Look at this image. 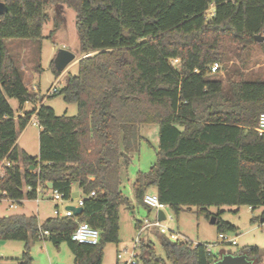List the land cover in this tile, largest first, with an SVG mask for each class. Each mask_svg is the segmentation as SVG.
Here are the masks:
<instances>
[{"label":"trees","instance_id":"1","mask_svg":"<svg viewBox=\"0 0 264 264\" xmlns=\"http://www.w3.org/2000/svg\"><path fill=\"white\" fill-rule=\"evenodd\" d=\"M0 199L21 204L35 199L38 187L70 198L73 183L83 201L77 216H0V241L24 242L20 264H29V245L47 239L65 242L73 264H102L106 244L119 241V207H130L122 178L141 141L140 126L156 125V160L132 183L136 204L152 191L175 215L194 210L210 217L211 206L262 208L264 223V132L256 130L264 113V77L233 72L227 86L210 72L239 59L253 44L264 51V0H0ZM75 12L81 57L75 75L57 92L76 105V114L56 115L29 91L23 71L4 40L41 41L48 5ZM212 7V14L208 10ZM177 64H173V62ZM52 72H61L51 63ZM25 102L39 106L16 115ZM38 123V155L19 150L18 134L31 116ZM32 167V169L30 168ZM93 191L94 195L89 196ZM217 233L236 228L214 215ZM76 221L100 231L96 245L71 240ZM256 221V218L252 219ZM261 223V222H260ZM140 222L135 220V227ZM48 231L42 236L41 231ZM206 244L171 241L163 234L164 259L172 264H213ZM245 254L259 264L260 249ZM235 254V255H236ZM154 244L140 241L137 264H164Z\"/></svg>","mask_w":264,"mask_h":264},{"label":"rangeland","instance_id":"2","mask_svg":"<svg viewBox=\"0 0 264 264\" xmlns=\"http://www.w3.org/2000/svg\"><path fill=\"white\" fill-rule=\"evenodd\" d=\"M45 12L47 20L43 24L44 39L41 41L6 39L4 43L14 62L20 69H23L24 85L31 92H35L36 96L38 94L41 97L45 96V105L50 106L56 115L66 114L72 116L76 114V105L64 102L61 96H47V90L56 79L51 69V63L58 50H67L73 53L75 58L61 72L59 79L56 80L63 83L68 75L77 73V61L81 57V53L75 27V12L64 4L48 5ZM173 64L176 65L177 62L175 61ZM218 64L219 68L213 75L220 78L225 86H227L228 79H237L233 74L235 70L241 71L245 76L260 75L264 77V51L258 45L253 44L249 49L242 52L239 59L232 52L225 65L220 62ZM61 85L59 83L58 87H61ZM8 102L15 112H19V103L16 99H8ZM35 105H39L38 102ZM32 106L33 103L27 105L28 108ZM34 120L35 118L32 117L27 129L18 136L17 140L19 150L25 147L32 154L38 148L39 127L32 124ZM157 132L158 127L156 125L140 126L142 138L138 152L133 154L121 184L123 193L129 198L131 205L134 206L133 211L131 212L125 205L119 207V241L116 244L109 243L104 246L102 264H114L118 252L124 258H127L125 250L129 252L132 249L133 240L138 234L134 221L147 218L145 208L135 203L131 187L136 174L147 172L156 160ZM78 196V185L73 183L70 194L72 205ZM37 198V201L24 199L21 202L22 204L13 203L12 207L9 206L11 200L1 198L0 216L35 215L39 222L52 217L55 208L54 202L41 196ZM58 208L62 211L64 206L59 205ZM207 211L210 214L209 218H206L203 214L197 215L194 210H184L175 215L170 209L166 208L164 210L166 218L162 220V224L167 228V233L164 236L167 237L168 231L171 230L180 233L193 244L207 242L211 245V252L217 259L224 254L235 255L246 245H257L260 249L257 260L260 261L259 264H264V223H260L258 220L262 208L252 210L248 206H240L239 209L234 206H211ZM216 214H219L220 219L236 228L233 231L224 232L228 237H236V244L220 241L217 224L210 222L211 217ZM149 217L154 218V214ZM152 218L148 219L152 220ZM254 218H256V221H252ZM161 236L162 234L156 228L150 227L141 233L140 240L152 242L156 255L164 259ZM23 251L24 242L22 241H0V264H20L19 260ZM29 255L31 257L29 264H73L72 253L65 242H62L59 246H55L47 239L33 242L29 245ZM164 264L172 263L164 259Z\"/></svg>","mask_w":264,"mask_h":264},{"label":"built area","instance_id":"3","mask_svg":"<svg viewBox=\"0 0 264 264\" xmlns=\"http://www.w3.org/2000/svg\"><path fill=\"white\" fill-rule=\"evenodd\" d=\"M211 14H212V7L208 10V15H211ZM218 68H219L218 62H214L210 66V72L215 73L218 70ZM59 83L61 84L62 82L60 80H55V82H53L51 84L50 88L47 90V96L52 95V94L57 92V90L59 88L58 87ZM32 124L38 126V123L36 120H34L32 122ZM256 130L259 133L264 132V113H261L259 115ZM3 164L8 165L9 163L7 161H4L0 164V174L2 172ZM41 189L42 188L38 187L36 189V192L40 193L42 191ZM49 191H50V200L51 201L58 204V203H62L66 200L61 192H59L57 190H51V189ZM92 195H94L93 191H91L89 193V196H92ZM35 200L37 201L38 199L35 198ZM142 201H143L144 205H146L149 208L154 209L155 211L162 210L164 212V210L167 208L166 205L159 200L158 196L154 192L153 193H151V192L146 193L143 196ZM13 203H16V202L11 201V204L9 206L12 207ZM82 204H83L82 198H79V200L75 206H81L82 207ZM53 215L58 216V217L74 216L73 212L71 210L64 208L62 211H60L58 206H55V208L53 210ZM165 218H166V215H165L164 219ZM139 222H140V226H139V228H137L138 234L135 237V239L133 240L132 249L129 252L127 250H125V253H127V258H124L123 255L118 252L116 254V262L114 264H137V258L139 255V246H140V241H141L140 235L144 230H146L150 227H154L158 230V232L160 234L164 235L165 233H167V228L162 224V220H159L157 218V216L155 218H153L152 220H149L148 218H144V219H141ZM41 235L42 236H48L49 233H48V231L44 230V231H41ZM70 238H71V240L79 242V243L96 245L99 243V240H100V231L96 228L91 227L85 221H76V227L71 232ZM218 238L220 239L221 242L236 244V237H228L224 233H218ZM167 239H169L171 241L179 240V241L190 242V241H188L187 238H185L180 233L174 232L171 230L168 231ZM206 249H207V251H211V245L206 244Z\"/></svg>","mask_w":264,"mask_h":264},{"label":"water","instance_id":"4","mask_svg":"<svg viewBox=\"0 0 264 264\" xmlns=\"http://www.w3.org/2000/svg\"><path fill=\"white\" fill-rule=\"evenodd\" d=\"M7 10L5 4L0 1V15L3 14ZM264 39L261 35L254 36L255 41H262ZM75 56L73 53L60 49L57 51L56 56L53 60L54 67L56 70L62 72L69 64L74 60ZM32 169V167H30ZM47 186L49 189L52 188L51 183H47ZM66 209H69L73 212L74 216H77L81 213L82 207L81 206H74L70 205L67 206ZM157 218L159 220H163L165 215L162 210H157ZM211 223L215 222V218L211 217L210 219ZM260 222H263V219H260ZM252 260L248 258L245 254H224L221 256L218 260H216L213 264H251Z\"/></svg>","mask_w":264,"mask_h":264},{"label":"crops","instance_id":"5","mask_svg":"<svg viewBox=\"0 0 264 264\" xmlns=\"http://www.w3.org/2000/svg\"><path fill=\"white\" fill-rule=\"evenodd\" d=\"M75 61H77V60H75ZM21 70H23V69H21ZM25 73V72H24ZM60 76V75H59ZM59 76L58 77H56V79H59ZM55 79V80H56ZM65 82V81H64ZM64 82L63 83H61L62 85L64 84ZM26 86V85H25ZM26 88H27V86H26ZM28 89V88H27ZM29 90V89H28ZM30 91V90H29ZM33 93V92H32ZM34 94H36L35 92H34ZM39 95V94H38ZM37 95V98H42V103H44L45 104V101H44V97L45 96H43V97H41L40 95V97ZM30 103H33V106L31 107V108H28L27 107V105H29ZM36 104V102H25L23 105H22V107L19 109V112H16V115H23L26 111H30V110H32L34 107H38L39 105H35ZM39 104V103H38ZM32 117H34L35 118V115L33 114L32 116H31V118ZM29 124V123H28ZM28 124H27V126H28ZM27 126L18 134V136L21 134V133H23L24 132V130L25 129H27ZM38 134H39V131H38ZM17 140H18V137H17ZM16 144H17V147H18V142L16 141ZM20 150H22V151H24V152H26L28 155H31V156H37L38 155V151H39V147L37 148V151H35V153H30L29 151H27V149L24 147L23 149H20ZM42 191L40 192V193H37V196H36V198L38 197V196H41L42 198H46V199H49L50 200V191L49 190H43V189H41ZM78 191H79V196H78V198H77V200L76 201H74V203H73V205L75 206L76 204H77V202H78V200H79V198H81V191H80V189L78 188ZM151 193H153V192H151ZM38 199V198H37ZM35 200V199H34ZM23 201V200H22ZM135 201V200H134ZM129 203H130V201H129ZM136 203V202H135ZM18 204V203H17ZM22 204V203H21ZM54 207L55 206H64V208H66L67 206H70V205H72V202H70V198L69 199H66L64 202H62V203H55L54 202ZM133 207L134 206H132L131 205V203H130V207H127V209H129L131 212L133 211ZM145 208V207H144ZM145 210H146V215H147V218H152V217H149V216H151L152 214H154V218L157 216L156 214H157V211H155L154 209H152V208H148V209H146L145 208ZM153 219V218H152ZM137 221H140V220H137ZM135 222V221H134ZM134 226H135V223H134ZM203 243H207V242H203ZM257 246V245H256ZM258 248H259V246H257ZM115 262H116V258H115ZM114 262V263H115Z\"/></svg>","mask_w":264,"mask_h":264}]
</instances>
